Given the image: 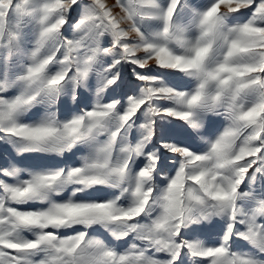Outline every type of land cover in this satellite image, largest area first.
<instances>
[{"label": "snow or ice", "instance_id": "1", "mask_svg": "<svg viewBox=\"0 0 264 264\" xmlns=\"http://www.w3.org/2000/svg\"><path fill=\"white\" fill-rule=\"evenodd\" d=\"M0 264H264V0H0Z\"/></svg>", "mask_w": 264, "mask_h": 264}, {"label": "rangeland", "instance_id": "2", "mask_svg": "<svg viewBox=\"0 0 264 264\" xmlns=\"http://www.w3.org/2000/svg\"><path fill=\"white\" fill-rule=\"evenodd\" d=\"M113 2V0H109V3H112Z\"/></svg>", "mask_w": 264, "mask_h": 264}]
</instances>
